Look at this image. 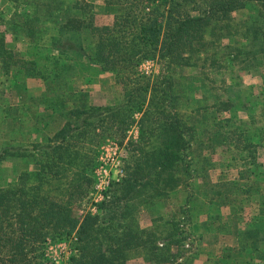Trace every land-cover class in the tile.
<instances>
[{
    "label": "trees",
    "instance_id": "trees-1",
    "mask_svg": "<svg viewBox=\"0 0 264 264\" xmlns=\"http://www.w3.org/2000/svg\"><path fill=\"white\" fill-rule=\"evenodd\" d=\"M158 1L161 2L153 9L146 5ZM107 2L111 4L112 0ZM125 3L128 8L115 17L112 26L92 25L94 17L88 7H83L88 24L70 16L59 18V22L63 20L57 24L59 36L52 41L49 55L40 60L45 63L41 66L37 61L18 59L14 47L7 42L6 14L0 12V75L5 79L3 83H9V93H16L18 85L24 83L21 75L55 82L67 72L73 69L75 72L77 63H84L85 59L110 73L124 90V101L119 106L70 109L66 113L68 122L50 137H46L49 130L46 125L40 127L44 123L38 118L39 113L34 114L32 118L39 126L36 133L46 137L45 140L32 150L18 143L6 144L0 150V174L15 162L30 158L39 162L38 169L22 171L13 183L0 182V264H48L45 252L49 240H72L75 254L67 264H128L131 253L141 247L154 255L152 249L157 257L164 255L171 264H176L178 256H173L172 246L177 244L168 242L159 248L163 232L141 229L139 217L148 206H164L170 192L179 187L187 190V200L170 223L166 237L177 238L180 247L182 216L187 217L196 236L193 212L200 193L209 199L216 198L219 206L239 202L240 211V196L258 194L263 218L245 238L255 246L264 243V190L257 188L251 178L263 175V164L250 150L264 142V126L254 127L264 123V118L254 119L255 109L264 106V101L256 103L253 88L244 86L236 70L264 66V0H204V9L190 10L188 0ZM241 12L244 15L238 21L233 14ZM30 24L27 22L21 29ZM86 35L92 36V42L87 43ZM224 41L228 43L225 45ZM52 51L58 56L52 55ZM156 58L169 68L201 65L205 71L192 81L197 90L198 84L204 89L200 91L205 100L215 98L216 102L204 104L198 99L199 106L192 110L197 119L184 120L175 110L179 102L173 79L165 75L161 80L151 79L138 72L143 61ZM14 67L18 71H12ZM22 69L27 73L23 74ZM260 97L264 99V92ZM20 109L13 110L17 123L24 111ZM136 114L141 115L138 122ZM239 114H245L251 121L236 124ZM203 120L213 129L203 128L199 132L195 124ZM146 121L152 124L156 147L150 151L139 148L125 177L112 184L104 192V199L94 204L96 212L88 211L82 219L76 217L74 208L86 194L85 187L90 182L87 164L92 162L83 145L102 132L109 133V137L119 136L117 146L121 149L133 124L142 125ZM141 139H144L142 131ZM137 144L129 138L127 147H138ZM216 147L239 150L241 165L248 173L241 175V180L250 182L197 183L198 174L204 172L201 178H208L211 170L204 150ZM193 254L183 264H188Z\"/></svg>",
    "mask_w": 264,
    "mask_h": 264
},
{
    "label": "crops",
    "instance_id": "crops-1",
    "mask_svg": "<svg viewBox=\"0 0 264 264\" xmlns=\"http://www.w3.org/2000/svg\"><path fill=\"white\" fill-rule=\"evenodd\" d=\"M126 1L121 0V2H119V0H112V3L108 4L107 0H56L53 2L50 0H0V12L6 14V20L9 25L6 38L8 42V38L10 37L11 45L14 47L15 52L22 51L21 57L25 60H41L49 55L51 52L50 49L52 48V41L59 36L57 24L63 23V20L62 22L58 21L59 18L66 19L70 16L86 20L88 24V15L83 13V7H88L92 9L94 17L91 22L92 25L97 27L112 26L115 22V17L122 14L123 11L128 8V4L125 3ZM238 15L242 18L244 13H234L233 17L236 16L238 18ZM29 21L32 24L28 25L27 28L24 27L21 29V27ZM84 38L87 40V43H89V41L92 42L91 35H86ZM19 47L22 49L19 50ZM52 53V55L58 56L54 51H52ZM85 64H88L91 68L95 67L88 63L86 59L84 60V65ZM77 65H81V63H77ZM75 68L76 73L77 67ZM95 68L99 72L96 75L93 74L91 77H97L95 80H98L99 84H101V89L109 90L115 82L113 76L110 73L103 72L98 67ZM241 68L249 73L253 80L249 84L243 81L245 87H252L253 92L258 87L259 89L264 88V83L257 81L259 77L264 75V66L255 69L237 67L236 70L238 74V70ZM16 71H18V69ZM22 73L26 74L27 71L22 69ZM39 79L40 78H26V76H23L24 83H28L30 87L35 86V80ZM197 88L200 93L198 99L203 100L202 103L214 104L216 102L215 98L205 100L203 97L204 93L200 91V89H204H202L199 84ZM32 95L38 94L32 93ZM101 104L107 105L106 102ZM261 109L262 112L259 115L260 117H256L257 115L254 117V119L258 121L264 118V116H262L264 114V106H261ZM241 116L246 115L241 114ZM239 118L242 117L239 116ZM245 118L251 121L247 116ZM242 121L239 120V122ZM31 127L32 126L29 125L26 127V122L23 121V132H32L33 127ZM204 128L209 130V124L206 123ZM36 132L37 131L33 132L34 135L40 138L41 135ZM250 150L253 151L254 154L263 153L264 142H259L257 146ZM235 152L239 153V150L235 151L234 149L224 147L204 150V153L208 156L214 157L221 154L223 157L219 159L220 163L218 165H213V168L208 171V178H201V176L205 175L204 172L198 174L200 178L197 183L203 185L204 181H209L212 184H219L223 181H235L239 184H247L248 180H241V175H248V173L244 172L246 168L241 164L238 166L237 161L236 163L234 162L235 157L231 158L230 156ZM224 155H228V158L230 156L232 160L226 161L227 159ZM260 160L259 162L263 164V175L258 178H251L256 181L257 188L264 190V159ZM119 174L120 175H118L116 179H113L114 181H111L108 188H110L112 184L120 182L125 177L126 173L123 174V171L120 170ZM187 196V190L184 187H179L170 192L169 200L164 206L160 208L155 207V205L146 207L139 217L140 228L152 231L153 233L159 231L167 233L168 229H170V223L177 218L180 208L187 200ZM239 200H241V211L237 208L239 202L236 205L219 206L216 198L209 199L204 193L197 195L194 204L193 221L198 241H196L194 254L188 260V264H264V243L261 242L258 246H255L252 240H247L245 238L252 227L257 225L263 218L260 210V197L258 194L249 193L240 196ZM199 238L201 239L200 241ZM146 250L148 249L141 247L133 251L130 255L128 264H171V262L166 259V256L161 255V257H157L154 250L151 249L154 255H151Z\"/></svg>",
    "mask_w": 264,
    "mask_h": 264
},
{
    "label": "rangeland",
    "instance_id": "rangeland-1",
    "mask_svg": "<svg viewBox=\"0 0 264 264\" xmlns=\"http://www.w3.org/2000/svg\"><path fill=\"white\" fill-rule=\"evenodd\" d=\"M188 1L190 2L188 5L189 10L194 7L197 9H204L206 7L204 0ZM194 1L197 4H195ZM160 2H156L155 5L149 2L146 5L149 6L150 9H153L159 5ZM162 11H164V8H162ZM197 13L198 12H193L192 14L197 15ZM239 16L240 15H238V18L235 16L238 21L241 19ZM8 42L11 43L10 37L8 38ZM227 43L228 41H224L225 45ZM20 49L22 48L19 47V50ZM21 53L22 51L16 53L18 59H22L24 61H37L40 66L45 64L44 61L40 62V60H25L21 57ZM200 66L169 68L165 62L156 58L154 60L148 59L143 61L138 69V72L151 79L159 78V80H161L164 75L170 76L173 79L172 85L174 86V92L179 102V106L175 110H178L179 115H181L184 120L189 122L192 118L193 120L197 119V115L192 113V110L199 106L197 104V100L200 93L196 89L195 83L192 80L193 78L200 76L205 71ZM29 67L32 66L29 65ZM17 69L18 67H14L12 68V71H16ZM98 72L99 71L96 70L95 67L91 68L88 64L84 65V63H81V65L77 67L76 73L73 69L71 73L67 72L61 80L50 82V80L47 81L40 77H35L40 78L39 80H35V86L30 87L28 83H23L22 85H18L16 93L8 92L9 83H3L5 79L0 75V150L3 149L6 144L17 145V143L24 147H28L31 150L34 149V147L44 141L46 137L52 136L60 128H62L66 122H68V116H66V113L70 109H88L91 106L104 108L123 104V86L114 82L113 86L110 87L109 90L101 89V84H99L98 80H95L97 77H91L93 74H98ZM238 72L241 79L247 84L253 81L250 74L244 71L243 68L239 69ZM43 74L48 76V73L44 72ZM23 76L24 75H21L22 78ZM217 76V78H219V75ZM226 76L227 75L225 74V77ZM257 81L264 83V75L259 77ZM189 86L192 87V89H190L191 91L188 90ZM3 92L4 94H2ZM262 92H264V88L259 89V87L254 91L256 103H258V105L264 101V99H261L260 97ZM32 93H36L38 95H32ZM22 96H24V98ZM196 97L197 99H195ZM24 99L27 100L24 103V106L21 107ZM105 102L107 105L101 104ZM10 104L11 106H9ZM18 107L25 111L21 112L22 120L19 123H17L18 118L13 115V110L17 111ZM255 110L257 111L256 117H260L259 115L262 112L261 106H257V109ZM38 113V118L42 121V123H44L40 127L43 128L46 125V128L49 129L46 130L47 135L45 138L42 136L39 138L33 133L39 126L32 116ZM239 115L242 117L239 118V120L246 121L247 123L249 122V120L245 118L246 116H241V114ZM135 119L138 122L141 119V115L136 114ZM239 120L236 124H240ZM23 121L26 122V127L28 125L33 127L32 132H23ZM206 123L209 124V129H213L209 122L203 120L195 124L199 132H201L206 126ZM263 126L264 123H261L254 127L259 128ZM151 127L152 124L150 121H146L142 123V125H140V123H134L130 128L124 147L121 149L116 145L118 143V139H120L119 136L109 137V133L102 134V132H99L97 134L98 136L90 141V143L83 145L84 153L87 155L89 154L92 158V162L90 161L89 164H87V167H89L90 182L87 183V186L85 187L86 194L74 208V215L76 217L82 219L86 212L92 210L94 204L96 203L94 200L101 199V193L105 190L107 185L111 183V181H114V178L116 179V177L120 175V170L123 171V174L127 172V169L132 164V161H134L135 155L138 154L137 152L139 151V148L143 147L144 149L150 151L156 147V136H154L151 132ZM141 131L144 137L143 140L141 139ZM113 135L115 136V133ZM129 138L136 144L140 141V143L137 144L138 147H127ZM239 154L240 153L237 152L234 153V162L236 163L237 161L238 166L242 164ZM224 156L227 159L226 161H230L233 157V155H230L231 158L230 156L228 158V155ZM192 157H195V154L192 155ZM204 157L210 159L209 166H211L210 168H213V165H218L220 163L219 159L222 158L223 155L220 154L212 157L205 154ZM256 158H258L259 161H261L260 159H264V152L256 154ZM36 163H39L37 159L33 160L30 158L28 160H23L22 163L15 162L12 165H8L7 169H3V171H1V184L5 183L6 180L13 183L17 180L22 171H35L38 169ZM166 235L167 233H163L161 235L162 238L158 241V243L162 242L166 244L169 242V244H177L172 246V248L175 246L178 248L177 250L175 248L172 252L173 256L184 254L183 251H181L177 238L172 237L170 239L166 237ZM45 254L48 264H67L69 258L75 254L73 250V242L72 240H63L61 242L49 240Z\"/></svg>",
    "mask_w": 264,
    "mask_h": 264
},
{
    "label": "built area",
    "instance_id": "built-area-1",
    "mask_svg": "<svg viewBox=\"0 0 264 264\" xmlns=\"http://www.w3.org/2000/svg\"><path fill=\"white\" fill-rule=\"evenodd\" d=\"M117 145V144H116ZM108 182V181H106ZM109 184L107 185V187L105 188V190L101 193V199L100 200H94L96 203L102 201L104 199V192L108 189ZM93 213L96 212V208H92L91 210ZM180 231H181V235H182V245H181V250L183 251L184 254L179 255L176 258V264H183L185 262V259L195 250V245H196V241L197 238L194 234H192V230L190 227V223L187 219L186 216H182L180 218ZM158 247L159 248H164L165 244L162 242L158 243ZM176 248L173 247L172 250L174 251ZM178 248H176L177 250Z\"/></svg>",
    "mask_w": 264,
    "mask_h": 264
}]
</instances>
